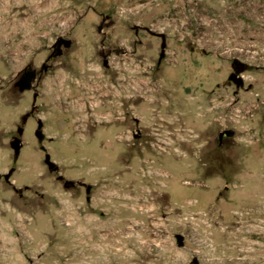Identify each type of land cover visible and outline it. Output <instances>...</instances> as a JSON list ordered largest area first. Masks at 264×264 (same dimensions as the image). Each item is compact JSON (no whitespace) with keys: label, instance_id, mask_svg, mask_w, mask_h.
<instances>
[{"label":"rangeland","instance_id":"obj_1","mask_svg":"<svg viewBox=\"0 0 264 264\" xmlns=\"http://www.w3.org/2000/svg\"><path fill=\"white\" fill-rule=\"evenodd\" d=\"M47 11L0 0V175L17 168L12 187L0 181V264H264V0H78L63 21L42 22ZM31 15L25 29L15 23ZM60 37L70 49L40 73ZM103 39L128 50L109 70ZM235 61L242 87L229 79ZM30 63L34 89L20 92ZM36 93L37 115L24 123ZM38 130L52 139L53 172ZM77 176L93 184L90 200L64 187ZM144 205L153 219L143 251L93 249L112 219Z\"/></svg>","mask_w":264,"mask_h":264},{"label":"bare ground","instance_id":"obj_2","mask_svg":"<svg viewBox=\"0 0 264 264\" xmlns=\"http://www.w3.org/2000/svg\"><path fill=\"white\" fill-rule=\"evenodd\" d=\"M32 1H34V6L35 7L40 5V6H44L45 8H48V11L46 12L45 18L42 20V22L46 21V19L51 20L52 22H61V21H63V19H64V13H65L64 10H65L66 6L68 8H72V6L75 5L78 2V0H72V3L71 2L70 3H67L65 0H32ZM42 14H40L39 17H42ZM34 19H37V17L34 18V16L31 15L27 19H24L23 21L15 22V23H17L18 25H21L20 26L21 29H25L28 26L29 22L32 21V20L34 21ZM30 28L31 27H29L28 29H30ZM208 45H211V46L215 47L218 50H221L222 49V45L216 44L214 42H209ZM243 52H245V51H243ZM17 54L18 53L13 52V55L14 56H17ZM0 60H1V57H0ZM174 66H178L177 63L174 62ZM103 97H105L107 99H110L111 98V94L109 93V95H103ZM147 104H149V103H147ZM230 108L232 109V111H234V109H233L234 107L231 106ZM244 110L245 109L240 110V111H236V113L239 114V115H241L242 113L244 114ZM154 174L155 173H153L151 175H154ZM151 190L154 191L153 188ZM139 193L142 194L141 195L142 197L140 199V202H142L144 204L145 203L144 200L146 198L147 193H146V191H144V189L143 190L141 189L139 191ZM155 198H156V192H155ZM137 199H139V198H137ZM196 203H197L196 201H189L188 202V204L190 206H195V207H196ZM147 204H148V202H147ZM134 216L139 220V222H135V221L131 222V217H134ZM129 217H130V220L129 221H126L125 222L124 219H122V220L119 219L118 221L115 222L116 227L120 225V222L124 223V226L120 227L119 230H115V227H114L115 224L113 222L114 219H112L111 220L112 223L109 224L110 226L109 225L107 226V227H110V228L109 229L107 228V230H105V232H102V233H99L98 234V236L100 237L98 243L100 242V244L94 242V243H96V246L93 249H95V250H100L101 249V251H110V252L111 251H114V250L115 251H118V252H125V259H128L129 258V255H131V253H129V251H128L129 246H131V248L135 247L138 251L139 250L143 251L144 248H143V246L141 244L142 237L144 235L147 236V238H148L149 235L152 236L151 231H149V229L151 228V226H150L151 225V218H152L151 217V212H150L149 208L147 209L146 206L144 205L143 208H142V210H133V212L131 213V215ZM174 222H175V220H174ZM212 222H214L213 219H212ZM130 223L132 224V227L129 226ZM154 226L156 227L158 225L157 224H154ZM214 229H215V223L212 224V226H211V230L214 231ZM224 232H226V233L229 232V228L224 229ZM207 234L210 235L211 233H209V231H208ZM213 234L214 233L212 232V235ZM229 234L232 235L233 236V239H234V235L235 234L233 232H229ZM157 238H159V237H157ZM230 238H232V237H229V239ZM97 239H98V237H97ZM109 239H110L111 242H107V241H109ZM93 240L96 241L95 238ZM149 241L150 240H148V242ZM101 242H106V243L101 244ZM122 245H125V246H122ZM93 246H94V244H93ZM231 248L236 249L240 254H243L244 255L246 253L244 251L245 248H243V247L239 251V244L232 245ZM161 252L163 253L162 250H161ZM157 255H159V254H157ZM163 255H166V254L163 253ZM156 260H157V258H156ZM162 260H163V258H162ZM153 262L154 261H152V263Z\"/></svg>","mask_w":264,"mask_h":264},{"label":"water","instance_id":"obj_3","mask_svg":"<svg viewBox=\"0 0 264 264\" xmlns=\"http://www.w3.org/2000/svg\"><path fill=\"white\" fill-rule=\"evenodd\" d=\"M110 24H106V23H101L100 25H98L97 30L99 33L105 35L104 32V28L105 27H109ZM160 36L163 37V44H162V53H161V58H163L165 56V49H166V37L164 34H160ZM73 43V40H68L65 38L60 37L57 42L53 45L52 47V53L49 55V57L47 58L46 62L43 64L42 68L40 69V73H44L47 72L52 66L55 60H57L59 57L63 56L65 51H67L68 49H70L71 45ZM115 53L116 55H125L128 53V50L125 47L119 46L116 48H109V49H105L104 48V39L102 40V49L100 52V55L102 56V58L104 59V64L106 65L108 63L109 57ZM240 63H238L237 61H235V63L233 64V68H234V72L230 75L229 79L231 81H233L238 87H242L244 85V80L242 79V77H240L241 74V69L239 68ZM21 76L18 79V81L14 84L13 88L14 89H18L20 92H24V91H30L32 89H34V83L37 80V76H38V71L36 68L33 67V64L30 63L24 70L21 71ZM36 98V95H35ZM35 109V103H34V108L32 109V111ZM31 112H27L24 116V123H27V121L29 120V118L31 117ZM41 130H38V133ZM24 132V126L20 128V135H17L13 138V140L11 141V147L14 150V153L16 156H19L21 153V150L24 146L23 143V139H22V134ZM233 135V131L231 130H226L223 131L220 135H219V143H221L223 141V139L226 136H232ZM45 152V163L48 165V167L52 170L57 164L55 161L52 160L51 154L48 152V149L46 147L42 148ZM15 168L11 169V171L6 175L8 178L11 177V175L13 174ZM177 243L179 247L184 246V236L181 234L177 235Z\"/></svg>","mask_w":264,"mask_h":264},{"label":"flooded vegetation","instance_id":"obj_4","mask_svg":"<svg viewBox=\"0 0 264 264\" xmlns=\"http://www.w3.org/2000/svg\"><path fill=\"white\" fill-rule=\"evenodd\" d=\"M101 52V51H100ZM99 52V53H100ZM104 67L107 69V70H109V68H110V61L108 60V63L105 65L104 64ZM39 94L38 93H36V98H35V96H34V98H33V107H32V109L34 108V103H35V101H37V99H38V96ZM32 109L29 111V112H31L32 114H31V117L29 118V119H32V118H34V117H36V111H37V107L35 106V109L32 111ZM28 122V121H27ZM24 131H25V128H24ZM35 136H36V138H37V143L39 144L38 145V147H39V150H41L42 151V153L44 154V160H45V155H46V152L42 149L43 147H46L47 149H48V147L46 146V144H48L49 142H51L52 141V139H50L49 138V136L48 135H46L43 131H40L39 133H38V131L37 132H35ZM15 137V136H14ZM139 137V135L138 134H136V135H134V138H138ZM24 142V141H23ZM49 152V151H48ZM16 156V155H15ZM16 157H18V156H16ZM44 163H45V161H44ZM57 164V163H56ZM45 166L47 167V170L49 171V172H53V171H55V170H57L58 168H59V166H58V164L51 170L49 167H48V165L45 163ZM13 168H15V167H12V168H10L9 169V171L7 172V173H3V174H1L0 175V181H2L3 182V185L5 186V185H9V186H11L12 187V181H11V179H12V177H13V175L16 173V171H17V168H15V170H14V172H13V174L11 175V177H7L6 175L11 171V169H13ZM64 185V187H66V188H68V189H71L72 191H75L76 192V194L78 195V197H82V196H87L88 197V199L90 200L91 198H92V196L94 195V187H93V184H90V183H88V182H86V180L85 179H83L81 176H77V177H75L74 179H66V181H65V183L63 184ZM28 185H25V191H28L29 189H28ZM13 190L15 191V192H17V193H19L20 192V195L21 196H24L25 194L23 193L24 191H22V188H18V187H13Z\"/></svg>","mask_w":264,"mask_h":264}]
</instances>
